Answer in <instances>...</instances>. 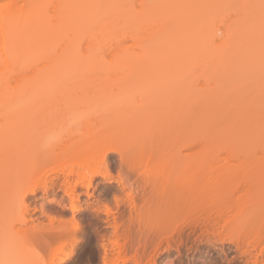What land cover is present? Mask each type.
Masks as SVG:
<instances>
[{"label":"bare ground","instance_id":"obj_1","mask_svg":"<svg viewBox=\"0 0 264 264\" xmlns=\"http://www.w3.org/2000/svg\"><path fill=\"white\" fill-rule=\"evenodd\" d=\"M14 1L12 6L8 4L9 7L0 9V63L9 65V67L18 64L15 66V71L20 70V72L23 71L22 66L27 64L37 65L43 60L45 64L34 71L31 66L30 69L32 68L33 72L31 71L29 78L23 80L24 82L21 81L22 83L19 82L18 85L15 84L16 86L12 84L11 89L10 81L7 82L8 85H6L9 87L5 86L4 91L0 93V217L3 216L1 218L5 220L2 226L0 224V261L4 264H64L68 261L65 257L53 261L47 258L42 260L36 255L35 257L32 255L27 260L18 258L22 252L36 251L43 246L70 247L71 249V246L66 244L67 242L68 244L69 242L74 243L73 240L78 238L75 234V231L79 230L77 222L72 223L75 217L71 222L69 221L70 223L65 222L64 225H62L63 222H52L53 220L47 223L42 218L48 216L44 214L46 212L43 209V200L49 199L50 196L55 199L61 191L66 198L62 195L59 197H63L65 201L69 200L68 203L73 210L81 205L77 201L79 195L85 194L91 215L95 212L94 217L101 218L99 212L104 211L105 217L102 216L104 231L107 228H109L108 231L110 228L114 230L123 218L125 222H127L125 218L134 223L137 221L138 224L134 225L138 227L134 226L133 229L140 230L145 227L147 229L150 224L152 228L148 226V229L153 231L155 223H163L164 226L160 224V228L167 231L175 228V231L172 230L170 233L177 232L179 235V237L176 236L178 240L175 237L176 233L173 235L175 238L170 235L172 240L177 241L175 245L178 243V248H176L178 250L186 246L188 251L191 243L189 248L191 252L192 244L197 245L198 243H195L196 241L202 243V241L206 242V239L210 241L214 238L215 244L217 241L221 244L220 251L223 250L224 255H222L226 257L228 264H264V236L260 235L264 231V180L248 181L241 189L242 185H239L240 188L234 185L236 178L234 181L231 180L233 174L230 172V177L227 175L229 171H232L231 168L235 169L241 163L243 169H249L248 165L253 167L255 164L259 170H262L260 171L264 176V168H262L264 166V79L261 80L262 83H259V78H256L260 77L262 72L264 73L262 0H247L249 7L248 4L241 7L246 0L240 1L241 5L239 0H141L139 8H132L131 0ZM225 2L230 3L229 11L233 8L237 11L234 12L235 14L232 11H230L232 14L229 12L231 15L228 17H232L230 23L226 18H224L226 22H223L222 16L220 19L217 18L222 11L225 12L224 8L221 9ZM221 3H223L222 7ZM50 4L52 8L54 6L53 13L49 14L51 18L47 14L50 11H48ZM225 6V8L229 7ZM236 6L243 8V11ZM223 12L221 15L224 14ZM214 20L221 21L213 25ZM221 22L225 24L222 25ZM129 38L135 40L129 41L132 43L124 42L127 46H123L122 40L127 41ZM129 44H133L134 48L137 47L129 49L127 48ZM36 60H41V62ZM98 60H112L113 62L110 61L112 64L109 61L107 63L112 65L111 67L115 65V69L109 71L116 73L122 71L121 74L123 77L126 76L127 81L121 85L117 82L116 85L122 87L117 86L120 90L118 92L114 88L116 92L114 95L110 96V93L105 92L100 98H96L97 100L93 101L94 98H90L94 103L92 105L113 101L115 107L105 115L106 118L104 115L100 116L104 120L94 117L85 123V130L89 124L85 132L87 136L84 134L82 137H86L88 141L80 138L81 136H79L80 141L78 137L67 138V143L64 141L63 145L57 146L54 152H41L39 143L42 133L60 120L51 119L48 123L44 121L45 124L42 120L40 124L42 126L37 127L36 121L39 119L36 118L34 121V118L38 116V111L45 106L47 100L46 104L51 102V108L56 93L60 90L62 92L64 86L75 83L74 78L77 76L82 75L83 77L81 73L94 71L95 76L97 72L95 70L99 69V65L103 63V61L98 63ZM19 64L21 68L16 69ZM6 65L4 67H7L9 71ZM107 67L106 65L105 69ZM199 67L200 72L206 76L203 83L201 80L202 86L205 84L208 85L205 87L210 86L208 89L205 87L200 89L201 91L196 89L193 83L195 82L194 77L192 79V73ZM180 70L183 76L179 73ZM8 73L4 74L5 79L13 72L11 70L9 75ZM179 77H182L183 82H180ZM254 78L258 82H253ZM5 79L1 80L2 83ZM147 81H151L152 85L147 84ZM126 83L129 84L121 90L120 88H123ZM166 88L170 89L169 92ZM160 89L163 93L165 90V93L167 92L169 98L175 103L169 108H165L166 104H164L165 109L162 105L158 110L162 111L164 116L170 114V117L163 116L168 120L167 123L160 114L158 115L157 110L156 112L152 109L154 102H160V97L162 99L165 97ZM158 92L161 94L160 97L157 95ZM51 96L53 98L50 101ZM136 98L148 106L140 105L142 103L139 101V104ZM73 99L75 100V98L71 100ZM21 101L25 102L22 106ZM172 101L170 104H173ZM74 102L76 103L77 100ZM149 102L152 104L150 108L154 115L149 109L151 105ZM166 103L168 104V101ZM79 107L77 105L76 108ZM156 107L154 110L157 109ZM42 110L39 114L44 111L47 113L46 110L50 109L45 107V110L44 108ZM53 113L48 114L50 116ZM48 114H46L47 117ZM150 114L152 118L160 116V120L165 125L170 120L168 126L162 125L163 129L159 131L155 126L157 118L151 119ZM32 115L35 117L32 118ZM46 115H43L45 119H47ZM107 117H109L108 120ZM30 119H34L32 124L36 122L32 129L28 128L29 125L23 124L28 120L29 123ZM94 119L97 122L101 120L98 122L100 125L97 122L95 124ZM32 124L31 127H33ZM97 124L102 127V130L98 129ZM26 125L29 129L27 131L25 130ZM93 127H97L100 133L95 132ZM153 128L157 130L154 131ZM92 132L93 135H91ZM100 134L103 138H99ZM259 147L263 149L260 150ZM224 150L227 151L224 152ZM113 153L118 156L120 169L117 175L115 174L117 177L110 172L109 168L108 161ZM64 156L67 157H65L66 161L71 157L69 161L70 164L73 162L74 166L79 163V169L82 168L80 166L82 163L84 167L79 171L77 168L75 171L67 165L69 161L66 163L64 158L59 163L58 158ZM93 156L95 157L94 163L91 161ZM48 158V161L54 158L58 162L53 163L51 160L50 164L56 163L55 166L58 165L57 169L59 168L62 174L58 175V170V173L54 175H50L49 171L48 174L43 173L45 168L44 170L41 168L42 163ZM248 158H251L250 162H247ZM233 161H235L233 165L239 161L236 167L232 165ZM64 163L70 171L63 170L68 168H62ZM220 172L223 174L222 180L218 179ZM98 177L107 188L108 185L116 182L117 193L112 198L114 208L101 202L100 196L94 197V190L91 191V188ZM216 179L218 180L215 182ZM228 179L231 181H227ZM107 188L106 190L109 191L111 186L109 190ZM39 190L46 196L42 197L44 198L42 203L39 202L44 216L40 213L41 217L39 215L33 219L31 214L27 218L25 215L30 213L28 211L30 210L28 209L30 199L28 201L27 199L29 195H36ZM21 193H23L22 197ZM92 196L94 198L90 201ZM21 199L22 214H26L23 215V222L18 227L17 223L11 224V221L15 218L12 214L15 211L16 215ZM117 216L122 219H118ZM5 218L9 220V224ZM201 218L204 219L201 220ZM182 220L186 222L187 229L182 230V227L181 230L179 229L178 223ZM142 221L148 224L140 228L139 222ZM184 221H182L183 226H185ZM204 221L209 223L205 225ZM253 225H258L256 226L259 229L257 237H249L244 233L249 227L253 228ZM148 229L144 230L149 232ZM206 230L211 234H206ZM140 232L136 233L140 234ZM204 234L210 236L206 237ZM107 235L109 234L105 231L101 236L109 238ZM66 238L74 239L66 240ZM62 239L65 241L62 242ZM109 239L105 241L109 242ZM172 240L168 242L173 244L174 240ZM157 243L159 244L158 241ZM103 244L105 243H102V246ZM165 244L171 246L166 240ZM182 250L185 251V249ZM108 256L107 254L102 255V264L115 262Z\"/></svg>","mask_w":264,"mask_h":264},{"label":"rangeland","instance_id":"obj_2","mask_svg":"<svg viewBox=\"0 0 264 264\" xmlns=\"http://www.w3.org/2000/svg\"><path fill=\"white\" fill-rule=\"evenodd\" d=\"M13 1L14 0H0V9H4V7H6L8 4L10 5V6H12L13 4ZM226 1V0H225ZM228 1V0H227ZM240 1H242V0H239L238 2H239V4L241 5V2ZM250 1V0H249ZM15 2V1H14ZM139 2H142L141 0H139V1H137V0H131V3H130V6L132 7V8H139V6H140V4H139ZM230 2V1H229ZM250 3V2H249ZM12 4V5H11ZM223 3H221V9L223 10V8L225 9V12H223L224 14L223 15H221V13L219 14V16H217V18L218 19H220V17L222 16V18L221 19H223V22H226V21H224V18H226L227 20H229V23L232 21V17H228V15L230 16L231 14H232V12L234 13V12H237V11H235V9L233 8V9H230V11H232V12H230L229 11V8L231 7L230 6V3H224L223 5H222ZM238 4V3H237ZM239 4H238V6H239ZM248 4V2H247V0H246V2L244 1L243 3H242V5H241V7L242 6H246ZM51 5V4H50ZM53 5H55V3H53ZM225 5H228L229 7L228 8H225L226 6ZM244 6V7H245ZM248 7H249V4L247 5ZM7 7H9V6H7ZM237 7V6H236ZM251 7V6H250ZM51 8V9H50ZM50 8H48V11H49V13H47L48 14V16H49V14H52L53 12H52V9L54 8V6H53V8H52V5L50 6ZM238 8V7H237ZM236 8V9H237ZM240 8V7H239ZM238 8V9H239ZM226 9H228V10H226ZM237 9V10H238ZM240 9H242V11H243V8H240ZM246 9V8H245ZM234 10V11H233ZM47 11V12H48ZM239 12H240V10H238ZM241 11V12H242ZM231 14H230V13ZM228 13V14H227ZM235 14V13H234ZM226 15V16H225ZM224 16V17H223ZM235 16V15H234ZM50 17V16H49ZM51 18V17H50ZM216 19V18H215ZM217 20H214V21H212L213 22V25L215 24H218V22L219 21H221V20H218L217 22H216ZM223 22H221V23H223ZM225 23H223L222 25H224ZM128 39V38H127ZM125 40V41H124ZM135 40V39H134ZM132 38H129V40H127L126 41V39H123L122 40V44H124L123 46H125L126 44L125 43H132L133 41H134ZM129 41H132V42H129ZM125 42V43H124ZM133 44H129L128 46L129 47H127V48H129V49H135L134 48V46H135V43H134V46H132ZM127 46V45H126ZM37 62L38 61H40L41 62V60H36ZM101 61H103V60H98V63H100ZM110 62V61H112V60H104L103 61V63H101L100 65H99V69H96L95 71H97V72H95L96 74L97 73H99V74H95V76H94V71H91V72H83V73H81V74H83V77H82V75H79V76H77L76 78H74L75 80V83H73V84H70V85H67V86H64L63 88H62V90L64 91H62L63 92V94H62V92H61V90L59 91V92H57L56 93V95H58V96H56L55 94V96L54 97H56V98H54L53 100H52V104L54 105V107H53V105H51L52 107L50 108V104H51V99L53 98V96H51L50 98H49V104L47 105L46 103L48 102V100H47V102L45 101V106H42L41 108L43 109L44 108V110H45V107L47 108V109H50V110H46V111H48L47 113H45V111L43 112V113H41V114H39L40 112H42L43 110L40 108V110L37 112L38 113V116L37 117H35V115H32V118H33V116L35 117L33 120L34 121H36V118H37V120L39 119V121H36L37 122V127H40V126H42V125H40L42 122V120H43V124H45V123H48L49 122V120H51V119H56V118H58V119H56V121L57 120H61V118H63L64 117V115H65V113L67 112V111H69V110H71V109H73L72 107L74 106V105H79L80 107H83V106H87V105H92V104H94V103H92V99H90V98H94L93 99V101L96 99V98H100V96L102 95V93L103 94H105V92H107L108 94L110 93V96H111V94L112 95H114V94H116V92H118V91H120L119 89H117V86L118 87H122V86H120L122 83H124V82H126L127 80H126V76H124L123 77V75L121 74L122 73V71H120V73H116V72H112L114 69H115V65H113V67H111L112 65H110V64H112V62H110V64H108L107 62ZM45 64V60H43L40 64H37V65H35V63L34 64H27V65H24V66H22L23 68V71H25V72H20V70H16L15 71V66H17L18 64H14V65H11V66H13V67H9V65H6V64H4V63H0V73H1V71H2V73L0 74V90H2V91H0V93L1 92H3L4 91V87L5 86H7L8 84H7V82L9 83V81H10V89L16 84V85H18V83L20 82V83H22L21 81H23V80H25V79H27V77L30 75L31 76V74H32V72L34 71V69H36V68H38V67H42L43 65ZM4 65H6V66H8V68H9V71H8V69H7V67H4ZM108 66V67H110V68H108L107 67V69H105V66ZM2 66H3V68H2ZM32 66V70L30 69V67ZM35 66V67H34ZM101 67H103V68H101ZM19 68H21V66H20V64H19V66L18 67H16V69H19ZM114 68V69H113ZM3 69H4V72H3ZM106 70L105 72H103L104 70ZM112 69V71L110 72L109 70H111ZM199 69V70H198ZM198 69H196V71H194V73H192L193 74V76H192V79H193V77H194V81L195 82H193L194 84H195V86L197 87H195L196 89H204V87L207 85V84H205L204 86H202L203 84V82L206 80V76H204L201 72H200V67L198 68ZM6 70V71H5ZM11 70H12V72L13 73H11L10 75H9V73L11 72ZM117 70V69H116ZM119 70V69H118ZM117 70V71H118ZM178 71H179V69H177ZM176 70V71H177ZM9 73H8V72ZM15 71V72H14ZM18 71V72H17ZM32 71V72H31ZM100 71V72H99ZM109 71V73H106V72H108ZM177 71V72H178ZM199 71V72H198ZM182 72H183V69H182ZM185 72V71H184ZM6 73H8V77H7V79H5L6 78ZM31 73V74H30ZM86 75H85V74ZM179 73H181V70H180V72ZM201 73V74H200ZM5 74V75H4ZM93 74V75H92ZM182 74V76L184 75L183 73H181ZM201 76H200V75ZM263 74V75H262ZM262 74H260V77L258 76V77H256V78H259L258 80L260 81L259 83H262L261 82V80H263L264 78V73L262 72ZM119 75H122V76H120L119 77ZM198 75V76H197ZM203 75V76H202ZM1 76H2V78H1ZM3 76H5V77H3ZM80 76H81V78H80ZM179 76V75H178ZM178 76H177V78H178ZM181 76V75H180ZM187 76V75H186ZM123 79H122V78ZM29 78V77H28ZM119 78H120V80H119ZM124 78H125V80H124ZM256 78H254V80H253V82H258L257 81V79ZM262 78V79H261ZM3 79H5L4 80V82L2 83V81L1 80H3ZM76 79H77V81H76ZM179 79H180V82H183V81H181V79H182V77L180 78L179 77ZM256 79V80H255ZM73 80V79H72ZM128 80H130V79H128ZM184 81L186 80L185 78L183 79ZM199 80V81H198ZM201 80H202V83H201ZM204 80V81H203ZM121 81V82H120ZM24 82V81H23ZM117 82H118V84L120 83V85H116L117 84ZM129 82V81H128ZM148 82V83H147ZM146 83L147 84H150V82L151 81H147ZM198 84H197V83ZM252 82V83H253ZM264 82V81H263ZM1 83H2V86H1ZM145 83V82H144ZM145 83V84H146ZM206 83V82H205ZM251 83V84H252ZM7 84V85H6ZM12 84H13V86H12ZM127 84H129V83H126V85L124 84V86H123V88H120L121 90H123L124 89V87H126L127 86ZM254 84V83H253ZM15 85V86H16ZM77 87H76V86ZM150 85H152V83L150 84ZM198 85V86H197ZM201 85V86H200ZM257 85H258V83H257ZM9 86H7L6 88H8ZM86 86V87H85ZM208 86V85H207ZM248 86H251V85H248ZM75 87V88H74ZM105 87V88H104ZM200 87V88H199ZM201 87H203V88H201ZM210 87V86H209ZM209 87H205V89L207 88H209ZM65 88V89H64ZM77 88V89H76ZM106 88H108V90L106 89ZM116 89V92H115V89ZM68 89V90H67ZM73 89H75V90H73ZM80 89V90H79ZM71 90H72V92H71ZM78 90V91H77ZM83 90V91H82ZM84 90H85V93H83L84 92ZM107 90V91H106ZM161 90V89H160ZM159 90V91H160ZM164 90V89H163ZM166 90H168L167 92H169V88H166ZM201 91V90H200ZM204 91V90H203ZM70 92V93H69ZM90 92H91V94H90ZM112 92V93H111ZM161 92H162V94H163V97L165 96H168L169 94L166 92L165 93V90H164V93H163V91L161 90ZM73 95H72V94ZM83 93V94H82ZM159 93V92H158ZM157 93V95L160 97V93L158 94ZM81 94H82V96H84V97H82L81 96ZM87 94V95H86ZM90 94V95H89ZM108 94H106V95H108ZM168 94V95H167ZM170 94H171V92H170ZM99 95V96H98ZM138 95V94H137ZM63 96L65 97V98H63ZM66 96H70L69 98H67ZM81 97L82 99H84V100H82L81 98H79V97ZM174 96V95H173ZM57 97H58V99H57ZM86 97V98H85ZM138 97H140L141 98V96H138ZM164 97V99H162V97H160L161 98V101L160 102H154V107H156L157 109H155L154 110V107L152 108L153 109V111H158L159 109H160V106H162L163 105V107L162 108H164V104H166V106H165V108H169L170 106H174V102L172 101L173 99H170L169 98V96L168 97H166L165 98ZM72 98H75V100H77V102L75 103H73V101H75L74 99L73 100H71ZM139 98V99H140ZM171 98H172V95H171ZM174 98V97H173ZM62 99V100H61ZM66 99V100H65ZM70 99V100H69ZM81 99V100H80ZM137 99V98H136ZM54 100H56V102L54 101ZM81 101L80 103H78L79 101ZM90 100V101H89ZM97 100V99H96ZM164 100V101H163ZM54 101V102H53ZM72 101V102H71ZM136 101H138V99L136 100ZM135 101V102H136ZM140 102H141V100H139ZM138 101V103L140 104V102ZM168 101V104L166 103ZM170 101H172L173 102V104H170ZM69 102V103H68ZM152 102V103H153ZM162 102H165V103H162ZM171 102V103H172ZM70 103H73V104H70ZM142 104H140V105H144V104H146V103H144V102H141ZM150 103V102H149ZM157 103H158V105H157ZM160 103H162V104H160ZM57 104V105H56ZM65 104V105H64ZM81 104V105H80ZM151 104V103H150ZM48 107H47V106ZM77 105L76 106H74L75 108L77 107ZM147 105V104H146ZM135 106V105H134ZM136 106H137V104H136ZM148 106V105H147ZM159 106V107H158ZM168 106V107H167ZM68 107H70V109L68 108ZM79 107V108H80ZM142 107H146V106H142ZM150 107H152V104L149 106V109H151ZM52 108H54V109H52ZM74 108V109H75ZM164 108V109H165ZM152 109H151V112H153L152 111ZM163 109V110H164ZM42 110V111H41ZM162 110V109H161ZM53 111H54V113H53ZM156 111V112H157ZM165 111V110H164ZM159 113H158V115L160 114V116H162V119H164V121H165V123H167V121L168 120H166V118H163V116H164V114L162 113V111H158ZM45 113V114H44ZM48 113H53V114H51L50 116H49V114ZM142 113V112H141ZM161 113L163 114V115H161ZM35 114V113H34ZM46 114H48V117H47V115ZM155 114H157V113H155ZM168 114V113H167ZM262 114V113H261ZM37 115V114H36ZM46 115V118L47 119H45V117L44 116ZM53 115V116H52ZM152 115H154V112L152 113ZM154 116V118L156 119V124H155V126H156V128L159 130V131H161L163 128V126H168V124H169V122H170V120H169V122H168V124H164L163 123V121L162 120H160L161 119V117L160 116ZM166 115V114H165ZM170 114H168L167 116L168 117H170L169 116ZM52 116V117H51ZM56 116H58V117H56ZM167 116H164V117H167ZM54 117V118H53ZM102 117V116H101ZM100 117V119L102 120H104V118H101ZM104 117L106 118V116L104 115ZM150 117H151V119H153L154 120V118H152L153 116H151V114H150ZM149 117V118H150ZM158 117H160V118H158ZM45 120H44V119ZM96 119H97V117H95ZM108 118L109 117H107V120H108ZM41 119V120H40ZM159 119V120H158ZM31 121L28 123V121L26 122H24L23 124L25 125V124H27V125H29L30 127H31V124H32V122H34L32 119H30ZM54 120H52V121H54ZM98 120H99V117H98ZM100 120V121H101ZM106 120V119H105ZM123 120H124V118H123ZM44 121H45V123H44ZM94 121H95V124H96V122H97V120H95L94 119ZM100 121H98V122H100ZM35 122V123H36ZM38 122H40V123H38ZM55 122V121H54ZM59 122V121H58ZM57 122V123H58ZM97 122V123H98ZM104 122V121H103ZM162 122V124L160 125V123ZM31 123V124H30ZM35 123H33L32 124V126L34 125H36ZM154 123V122H153ZM152 123V124H153ZM157 123L160 125V127H159V125L157 126ZM22 124V125H23ZM99 124V123H98ZM97 124V125H98ZM108 124V123H107ZM138 125L140 124V123H137ZM27 125H26V131H27V129L29 128V129H32V128H34V126L33 127H29L28 126V128H27ZM38 125H40V126H38ZM86 125V124H85ZM89 125V124H88ZM88 125H87V130H88ZM100 125V124H99ZM99 125H98V129L100 128L101 130H102V127H99ZM109 125V124H108ZM163 125V126H162ZM93 126H95V125H93ZM154 126V125H153ZM24 128H25V126H23ZM36 127V128H37ZM113 127V126H112ZM137 127V126H136ZM95 128V132H98V129H97V127H93L92 129H94ZM103 128H104V126H103ZM107 128V127H106ZM156 128H153L154 129V131H156L157 129ZM162 128V129H161ZM166 127H164V129H165ZM21 129H23L22 127H21ZM28 129V130H29ZM97 129V130H96ZM108 129V128H107ZM110 129V128H109ZM24 130V129H23ZM87 130H85L84 129V134H85V132L87 131ZM105 130V129H104ZM115 130V129H114ZM100 131V130H99ZM20 132H22V130H20ZM89 132V131H88ZM114 132V131H113ZM115 132H117V131H115ZM118 132L120 133V130H118ZM117 132V133H118ZM98 133H100V132H98ZM118 133V134H119ZM153 133V132H152ZM156 133V132H155ZM154 133V134H155ZM158 133V132H157ZM108 134V136H109V133H107ZM106 134V135H107ZM111 134V133H110ZM160 134V133H159ZM86 136H87V134H85ZM91 135H93V132H92V134ZM104 135V134H103ZM105 135V136H106ZM156 135V134H155ZM158 135V134H157ZM96 136H98L97 134H96ZM102 136H101V134H100V136H99V138H101ZM79 138V137H78ZM80 138H82L83 140H85V141H88V139L86 138V137H80ZM80 138L78 139L79 141H80ZM95 138V137H94ZM97 138V137H96ZM103 138V137H102ZM75 139V138H74ZM68 140V139H67ZM67 140H65V142L67 141ZM76 140V139H75ZM72 141H73V139H72ZM91 141V140H90ZM93 141H95V142H97L96 140H93ZM105 141V140H104ZM106 141H107V139H106ZM67 143V142H66ZM65 144V143H64ZM63 145V144H62ZM263 146V145H262ZM264 147V146H263ZM263 147L261 148V147H259L260 148V150H262L263 149ZM259 148H257V150L259 149ZM223 150V147H222V149H221V151ZM260 150H258V153L260 154V156H261V153H260ZM220 151V150H219ZM227 150H224V152H226ZM223 152V151H222ZM255 152H256V150H255ZM257 153V152H256ZM114 154V155H113ZM113 154H111L110 155V159H109V168H110V172L111 173H113V175H117V171H118V169H120L119 168V165H118V156H117V154H115V153H113ZM258 154V155H259ZM224 155V154H223ZM222 155V156H223ZM227 155V154H226ZM241 155V154H240ZM65 157L66 156H64V157H60V158H58V160L57 161H59V163H61V159H63L64 158V161L67 163V161H69V158L71 159V157H69L68 159H67V161H66V159H65ZM247 157V156H246ZM67 158V157H66ZM243 158V157H242ZM254 158H256V156L254 157ZM60 159V160H59ZM92 160V163H94V159H95V157L93 156L92 158H91ZM245 159H247V158H245ZM251 159V158H250ZM250 159L248 158V160L249 161H247V162H250ZM49 160V158L46 160V161H44L43 163H42V166L43 167H41L43 170H44V168H45V171H43V173L44 172H47V174L49 173L50 175H54V174H57L58 172V175L59 174H62L60 171V169L58 168L57 169V167H58V165L57 166H55L56 165V163L55 164H50V163H52L51 162V160H53V163H54V161H56V160H54V158L53 159H51L50 158V161H48ZM88 160H89V158H88ZM87 160V161H88ZM56 161V162H57ZM80 161V160H79ZM96 161V160H95ZM100 161V160H99ZM237 161V160H236ZM71 162H72V160H71ZM89 162V161H88ZM87 162V163H88ZM235 161H233L232 162V165H233V163H234ZM239 162V161H238ZM238 162H237V164L236 165H238ZM252 162V161H251ZM254 162H256V161H254ZM46 163H49L48 165L46 164ZM58 163V162H57ZM66 163H64V164H62V168H65V167H70L71 166V168L72 169H74L75 171H77V168H78V164L76 163L75 165H77V166H74L73 165V162L70 164V161H69V163H67V165H66ZM86 163V164H87ZM91 163V164H92ZM81 164V163H80ZM85 164V163H84ZM246 164V163H245ZM250 164V163H249ZM252 164V163H251ZM59 165H61V164H59ZM236 165H233L234 167H236ZM246 165H248V164H246ZM80 166H82V168L84 167L83 166V163L80 165ZM118 166V167H117ZM241 166H242V164L240 163V166L238 165V167L237 168H231L232 169V171H229V173L227 174L228 175V177H230L229 176V174H230V172L233 174V175H231L232 176V178L233 179H231L232 181H234L235 179L234 178H236V183L234 184V185H236V187L237 186H241V189L243 188V186L245 185V183L247 184V182L248 181H251V180H258V181H260V180H264V176H262V173H261V171L257 168V166L254 164V166L253 167H249V165H248V168L249 169H243V167L241 168ZM244 166V165H243ZM256 166V167H255ZM61 167V166H60ZM69 167L67 168V169H63V170H68L69 169ZM255 167V168H254ZM260 167V166H259ZM50 168H52L51 170H49ZM56 169L55 171H54V169ZM81 168V169H82ZM262 168H264V166L262 167ZM47 169V170H46ZM81 169H79L78 168V171L79 170H81ZM237 169V170H236ZM57 170H58V172H57ZM112 170V171H111ZM233 170H235V172L233 171ZM49 171V172H48ZM68 171H70V170H68ZM226 171V170H225ZM260 171V172H259ZM263 171H264V169H263ZM52 172V173H51ZM54 172V173H53ZM219 172V171H218ZM222 172V171H221ZM220 172V173H221ZM204 173V172H203ZM223 173V172H222ZM221 173V175L219 174L218 176H219V178L218 179H220L221 178V180H222V174ZM235 173H237L236 175H235ZM214 174H216V173H214ZM115 175V177H117ZM235 175V176H234ZM214 176V175H213ZM224 176H225V174H224ZM215 177V176H214ZM213 177V178H214ZM227 177V178H228ZM27 179V178H26ZM215 179V178H214ZM213 179V180H214ZM218 179H216L215 180V182L218 180ZM223 179H225V178H223ZM220 180V181H221ZM231 180H227V181H231ZM237 180H238V182H237ZM244 181V182H243ZM116 182H114V183H112V185L110 184V185H108V188L110 189V186H111V189L109 190L108 188H107V186L103 183V181L101 180V178L100 177H98V178H96L95 180H94V183H93V187L91 188V191H93L94 190V197H99V199H100V201L102 202L103 201V203H105L106 204V206H109L110 208H114L115 206H112V205H114L113 203H112V201L114 200V199H112L114 196V194L115 193H117V187H116V184H115ZM223 183V182H222ZM221 183V184H222ZM106 186V187H105ZM117 186H118V184H117ZM233 186V185H232ZM240 186H239V188H240ZM105 189H104V188ZM106 188L109 190V191H107L106 190ZM101 193V194H100ZM43 193L41 192V190H39L38 192H37V194L36 195H29V197H28V199H27V201L29 200V202H28V204L30 205L29 206V208L28 209H30V210H28V211H30V213H24V214H26L25 216H27V218H29L30 216L29 215H31L32 214V218L34 217L35 219L37 218V217H39V215H40V217H41V215L43 214L42 213V208L40 209V203L39 202H41L42 203V199H44V198H42V197H44L45 195L43 194ZM60 194V195H59ZM112 194V195H111ZM64 196V198H66V196L65 195H63V193L61 192V191H59L58 192V196L57 197H55V199H53V198H51L52 196H50V197H48L49 199H44L43 200V202H44V212H46V213H44L45 215L47 214L48 216H49V219H47V217L48 216H45L46 218H44V217H42L43 219H45V221L47 222V223H49V220H53L52 222H63L62 223V225H64L65 224V222H71V220H73V218L75 219V220H73L72 221V223L73 222H77V225H78V228H79V230H76L75 231V234H77V236L76 237H78L77 239H75V240H73L74 241V243L73 242H69V244H68V242H67V246H71V249H70V247H59V246H56V247H44L43 246V248H41V249H39V250H36V251H26L25 253H23L22 252V255H20L18 258L19 259H24V260H27V259H29V258H31V256L33 255V257H35V255L36 256H39L40 257V259H44V258H47L49 261H53V260H56L57 258H60V257H65V258H67L68 259V261L66 262V263H64V264H102L103 262H102V255L104 256L105 254H107V256L109 255L115 262L113 263V264H187V263H189V264H228V260L227 259H225L226 257H224L223 255V250L222 251H220L221 250V244L217 241V243L215 244V242H216V240L214 239V238H211V240L210 241H208L209 239H206V242L204 241H202V243H201V241H196L195 243H197V245L196 244H192V248H191V250L193 251H191L190 252V246H191V243H190V246L188 247V251L186 250V246L185 247H183L182 249H185V251L184 250H182L181 248H179L180 250H178V249H176V248H178V243H176V245H175V242H177V241H175V239H173L172 240V236L173 235H175L174 233H176V235H175V237L178 235L177 234V232H173V233H170L172 230H174L175 231V228L173 229V228H171L170 227V225L169 224H167V225H169V227L171 228L170 229V231H167L166 229L165 230H163L162 228H160V224H163V223H155V227L153 226V231L152 230H150L151 228H152V226L150 225V224H148V223H144L143 221L142 222H139L140 224V228H141V226H142V228L143 227H145V226H143V225H145L146 224V226H147V224H148V226L150 227V229H148V226H147V229H148V231L149 232H146L145 230H147L146 229V227L144 228V229H133V228H135L136 226L138 227V225H134V224H138V222L136 221L135 223L133 222V221H131V220H129V219H127V218H125L126 219V221L127 222H125V220H124V218L122 219L121 217H118V219H122V220H124V222L121 220V222H120V225L118 226L117 224H116V226H118V227H116V228H114V230H113V228H110V230L108 231V229L109 228H107V229H105V231L109 234V235H107V236H109V238L108 237H104V236H101V235H103V233L105 232L104 231V221H103V219L104 218H102V216H104L105 215V213H104V211H102V212H99L100 214H99V216L101 217V218H96V217H94V213L95 212H93V214L91 215V212H90V210H89V207H88V205L86 204V201H87V196L85 195V194H80L79 195V200H78V198H77V201H79V204L81 203V205L80 206H78V208L77 209H72V208H70L71 206H70V204L68 203V199H66V200H68V201H65V199L63 198V197H59V196ZM116 195V194H115ZM41 197V198H40ZM46 197V196H45ZM93 196L91 197V199H90V201H92L93 200V198H94ZM56 198H58V199H56ZM62 198V199H61ZM105 198V199H104ZM108 198V199H107ZM103 199V200H102ZM107 199V200H106ZM41 200V201H40ZM46 200V201H45ZM62 200V201H61ZM106 200V201H105ZM84 201V202H83ZM109 204V205H108ZM103 206H104V204H103ZM104 208V207H103ZM102 208V209H103ZM94 211V210H93ZM89 212V213H88ZM14 213H15V211H14ZM12 214V216H16L15 214ZM40 213H42V214H40ZM112 213H114L113 212V210H112ZM24 214H22V215H24ZM44 214L42 215V216H44ZM0 215H1V213H0ZM74 215V216H73ZM36 216V217H35ZM92 216H93V218H92ZM200 216H202V215H200ZM200 216H198V218L200 217ZM1 217H3V216H1ZM0 217V218H1ZM105 217V216H104ZM117 217H116V219H117ZM33 218V219H34ZM195 218H197V217H195ZM4 218H1L0 219V224H1V226H2V224L5 222V220H3ZM6 219V218H5ZM10 219V218H9ZM204 218H201V220H203ZM7 221H8V223L7 224H9L10 222H9V220L8 219H6ZM28 220H30V219H28ZM195 220V219H194ZM200 220V221H201ZM117 221V220H116ZM129 221H131V222H129ZM182 221H184V220H182ZM181 221V222H182ZM195 221H197V222H199V220H195ZM69 222V223H70ZM146 222V221H145ZM181 222H179L178 223V225L180 226V228H179V226H178V228L181 230V227H182V230L183 229H187V227L188 226H186V222L184 221V225L186 226V228H184L185 226H183V222L181 223ZM194 222V221H193ZM71 223V224H72ZM118 223V222H117ZM122 223V224H121ZM141 223H142V225H141ZM187 223H189V222H187ZM195 223V222H194ZM204 223H205V221H204ZM206 223H209V222H206ZM206 223H205V225H206ZM16 224V223H15ZM17 226L19 227V226H21V223L20 222H17ZM129 224V225H128ZM131 224H133L132 226H130ZM124 225V226H123ZM167 225H165V226H167ZM0 226V227H1ZM135 226V227H134ZM161 226H164V224L163 225H161ZM173 226V225H172ZM177 226V225H176ZM202 226V225H201ZM256 226H258V225H256ZM256 226L255 225H253V228H251V227H249L247 230H248V232H246L247 230H245V234H247V236H251V237H253V236H258V234H259V229H258V227L256 228ZM76 227V229H77V226H75ZM168 227V226H167ZM174 227V226H173ZM217 228H219L220 226H216ZM118 228V229H117ZM156 228H158L157 230H155ZM159 228L161 229L160 230V232H159ZM205 228V227H204ZM72 229H74V227L72 226ZM177 229V228H176ZM208 229V228H207ZM251 229H254L253 231H251ZM120 230V231H119ZM136 230V231H135ZM141 231L140 232V234H137L136 232H138L139 233V231ZM144 230V231H143ZM163 230V231H162ZM179 230V231H180ZM257 230V231H256ZM131 233V235H130V233ZM156 231H157V234H156ZM165 231H167V232H165ZM177 231V230H176ZM178 231V232H179ZM207 231V232H206ZM205 231V233L207 234V233H209V231L208 230H206ZM117 232H119L118 233V236H117ZM137 234H135V233ZM155 232V234H153ZM159 232V233H158ZM165 234V233H167V235L165 236L164 235V237H163V234ZM263 233H261L260 235H262V236H264V231H262ZM134 233V234H133ZM142 233V234H141ZM150 233V234H149ZM160 233H161V235H160ZM116 234V235H115ZM133 234V235H132ZM209 234H211V233H209ZM208 234V235H209ZM158 235H160V236H158ZM170 235H172V236H170ZM205 235V234H204ZM208 235H205L206 237L208 236ZM117 236V237H116ZM210 236V235H209ZM212 236V235H211ZM246 236V235H245ZM256 236V237H257ZM102 237V238H101ZM132 237V238H131ZM135 237V238H134ZM174 237V236H173ZM174 237V238H175ZM178 237H179V235H178ZM106 238V239H105ZM166 238V239H165ZM169 238L174 242L173 244L171 243V242H168V241H171V240H169ZM177 238V237H176ZM71 240V239H74V238H66V240ZM102 239H103V242H102ZM110 240L109 242L108 241H105V240ZM130 239H132V240H130ZM161 240V241H163L162 243H161V241H159V240ZM130 240V241H129ZM151 240V241H150ZM165 240H166V242H167V244H169L170 243V245L171 246H173V245H175V246H177V247H175V246H173L172 248H171V246H167L166 244H165ZM176 240H178V238L176 239ZM61 241V240H60ZM63 241H65V240H63L62 239V242ZM105 241V242H104ZM148 241V242H147ZM153 241V242H152ZM157 241L159 242V244L157 243ZM215 241V242H214ZM129 242H131V243H129ZM147 242V243H146ZM213 242V243H212ZM12 243V242H11ZM65 243L66 242H64V246H66L65 245ZM102 243H105V244H103V246H102ZM108 243H109V246H108ZM133 243V244H132ZM156 243V244H155ZM164 243V244H163ZM53 245L55 244V243H52ZM57 244V243H56ZM61 243H59V245H60ZM107 244V245H106ZM104 245H106V247L104 246ZM162 247L160 250L158 249V247ZM161 245V246H160ZM166 245V246H165ZM228 244H226V246H227ZM61 246H63V245H61ZM112 246V247H111ZM196 246V247H195ZM103 247H105L104 248V250L105 251H107L106 253H105V251H103ZM108 247H110V249L108 250ZM129 247V248H128ZM144 247V248H143ZM167 247V248H166ZM175 247V248H174ZM195 247V248H194ZM198 247V248H197ZM164 248H166V249H164ZM169 248V249H168ZM197 248V250H195ZM220 248V249H219ZM112 249V250H111ZM128 249H129V251H128ZM176 249V250H178L177 252H179V253H181V254H179V253H177L176 252V250L174 251V250ZM119 250H120V252L122 253V254H119L120 252H119ZM122 250V251H121ZM123 250H126V251H123ZM150 250V251H149ZM154 250V251H153ZM168 250V251H167ZM146 251V252H145ZM124 252H125V254H124ZM149 252V253H148ZM185 252V253H184ZM187 252V253H186ZM127 253V254H126ZM119 254V255H118ZM223 254V255H222ZM123 257H122V256ZM82 256V257H81ZM108 256V258H110ZM181 256V257H180ZM184 256V257H183ZM188 256V257H187ZM230 258H231V256H229ZM89 258V259H88ZM187 258H189V259H187ZM191 258V259H190ZM154 259V260H153ZM90 260V261H89ZM186 260V261H185ZM190 260V261H189ZM23 261V260H22ZM113 262V261H112Z\"/></svg>","mask_w":264,"mask_h":264},{"label":"clouds","instance_id":"obj_3","mask_svg":"<svg viewBox=\"0 0 264 264\" xmlns=\"http://www.w3.org/2000/svg\"><path fill=\"white\" fill-rule=\"evenodd\" d=\"M21 101V106L24 104ZM115 107L113 101L87 105L67 111L64 117L52 127L47 128L40 137L39 149L43 153H52L67 138L84 135V125L94 117L106 115ZM0 264L4 262L0 261Z\"/></svg>","mask_w":264,"mask_h":264},{"label":"snow or ice","instance_id":"obj_4","mask_svg":"<svg viewBox=\"0 0 264 264\" xmlns=\"http://www.w3.org/2000/svg\"><path fill=\"white\" fill-rule=\"evenodd\" d=\"M261 9L264 10V0H262L261 2ZM23 196V193H21V197ZM23 203H22V199L20 200V203H19V206L17 208V211H16V216L14 218L13 221H11V224H15L17 222H20L22 223L23 222Z\"/></svg>","mask_w":264,"mask_h":264}]
</instances>
